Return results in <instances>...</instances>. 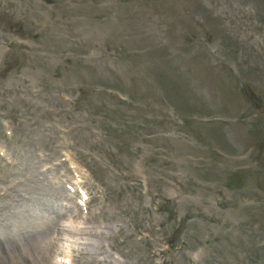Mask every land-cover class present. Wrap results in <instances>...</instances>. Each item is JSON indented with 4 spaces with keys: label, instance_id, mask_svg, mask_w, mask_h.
Masks as SVG:
<instances>
[{
    "label": "rangeland",
    "instance_id": "374dc122",
    "mask_svg": "<svg viewBox=\"0 0 264 264\" xmlns=\"http://www.w3.org/2000/svg\"><path fill=\"white\" fill-rule=\"evenodd\" d=\"M0 146V264H264V0H0Z\"/></svg>",
    "mask_w": 264,
    "mask_h": 264
}]
</instances>
